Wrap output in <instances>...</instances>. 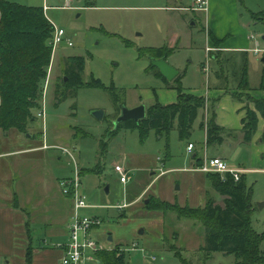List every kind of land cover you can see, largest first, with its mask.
Here are the masks:
<instances>
[{
    "label": "rangeland",
    "instance_id": "obj_1",
    "mask_svg": "<svg viewBox=\"0 0 264 264\" xmlns=\"http://www.w3.org/2000/svg\"><path fill=\"white\" fill-rule=\"evenodd\" d=\"M9 1L44 7L48 19L64 29L68 38L57 46L52 58L50 85L44 96L46 126L37 117L43 108L40 104L41 110H33L36 119L27 126L26 133L11 129L7 134L0 129V150L18 148L19 144H13L15 139L26 140L29 136L42 145L44 130L49 145L37 149L33 157L22 156L25 159L18 162L16 158L21 155L0 156V202H22L38 217L37 221L49 214L43 218L49 220L48 227L62 226L70 213L65 211L57 217L55 202H67L61 198L59 181L74 177L78 166L83 194L93 206L81 214L101 218L94 239L105 250L125 252L126 264L242 261L240 255L206 252L207 229L200 220L178 218L175 213L153 211L146 206L153 199L201 210L210 201L224 206L226 196L213 185L222 184L223 176L194 171L202 162L193 161V153L186 150L188 142H194L199 159L205 155L220 156L235 168L248 170L242 172L246 178L248 214L259 240L264 238V116L260 117L255 140L247 143L239 127L243 117L237 113L239 106L244 107L243 114L254 108V98L264 99V0H208L207 12L196 0H92L91 6L89 0ZM214 5L224 11L232 5L241 26H237L232 15L217 19L215 24L211 22ZM217 22L222 30L229 29L238 38L248 36V46L246 40L226 43L247 49L230 48L225 52L217 42L209 51V26ZM156 48H164L169 64L179 70L174 80L157 75L151 60L154 55L146 53ZM74 56L84 58L81 87L63 99L56 87L65 74L64 61ZM244 59L249 92L239 89L234 77V70L240 68ZM178 87L205 99V108L200 111L190 138L181 139L177 126L169 133L160 135L151 130L142 137L139 129L127 128L125 121L119 127L115 124L121 104L130 108L144 104L146 109L157 102L171 104L177 100ZM98 110L104 112V119L94 115ZM211 116L229 131L222 144L207 148L206 128ZM201 122L205 123L204 130ZM76 131L81 138L76 137ZM63 147L71 154L64 152ZM116 165L128 172L130 179L126 184L120 182ZM13 168L19 169V174L12 176L19 181L17 193L13 178L6 174ZM94 169L99 173H94ZM124 203L127 205L119 207ZM42 228H36L41 231L40 236ZM68 240L62 236L57 243L67 244ZM261 242V252L252 264H264V239ZM87 256L94 259H84L82 264H102L97 253L89 251Z\"/></svg>",
    "mask_w": 264,
    "mask_h": 264
},
{
    "label": "trees",
    "instance_id": "obj_2",
    "mask_svg": "<svg viewBox=\"0 0 264 264\" xmlns=\"http://www.w3.org/2000/svg\"><path fill=\"white\" fill-rule=\"evenodd\" d=\"M92 4L93 1L89 0L88 6ZM49 20L44 7L0 0V129L6 133L11 129L26 133L27 126L36 119L33 110L41 107L43 85L53 58L51 40L54 24ZM146 51L156 58L166 57L164 48ZM64 64L65 74L61 84L56 87L63 99L75 94L81 87L84 58L74 56L64 61ZM157 70V75L166 80L158 68ZM247 70V61L244 59L240 68L234 70V77L238 88L249 92L251 88ZM177 91L176 102L171 104L157 102L147 109L144 119L139 122L126 120L124 125L130 129H139L142 137L151 130H155L160 135L169 133L177 126L181 139L190 138L193 125L200 111L205 108V99L181 87H178ZM233 97L236 98L235 95ZM115 99L118 101L117 97ZM252 102L254 108L246 109L242 118V131L244 141L247 143L251 142L257 133L259 117L264 116V99L254 98ZM240 110L243 111L244 107ZM176 121H178L177 124ZM121 125L123 124L119 123L117 127ZM204 126L205 123L201 122V129L204 130ZM225 129L216 124L211 116L206 128L207 147L222 144L226 139L225 133L229 131ZM77 133L78 131H76V137L81 138L82 136H77ZM261 140L264 141V130ZM192 159L202 161L197 154H193ZM93 172L99 173L95 169ZM223 178L222 184L214 183L213 185L226 196L224 206L210 201L205 209L201 210L173 206L153 199V202H148L146 207L153 211L175 213L178 218L200 220L207 229L204 246L206 252L220 251L240 255L242 261L238 260L237 264H252V259L261 252V241L264 238L259 240V233L251 225L245 175L242 174L240 180H235L232 174H227ZM97 255L102 264H126L125 252L101 250L97 252ZM177 255H180L179 251ZM26 260L27 264H30L31 251L29 250Z\"/></svg>",
    "mask_w": 264,
    "mask_h": 264
},
{
    "label": "crops",
    "instance_id": "obj_3",
    "mask_svg": "<svg viewBox=\"0 0 264 264\" xmlns=\"http://www.w3.org/2000/svg\"><path fill=\"white\" fill-rule=\"evenodd\" d=\"M207 11L208 8L205 12ZM227 15L228 16L232 15L235 22L237 23V26L238 27L241 26L237 21V9L234 10L232 5L230 6V10L227 8L226 11L220 9L219 5L218 6L214 5V7L211 9L210 20L215 24L217 19L219 21L223 18H226ZM218 23L219 22H217V24ZM214 24L212 26L211 25L209 26V34H208V38L210 41V45L208 46L209 51H210V47L216 44L218 40H220L218 47H220V49L225 52L232 50L230 48H233L232 46H234L232 44L230 45L226 44L228 40H246V44L248 46L250 40L248 36L239 35L240 38H238V36L236 37V35L229 33L230 32L229 29L222 30L219 27V24L218 25L217 24L214 25ZM233 42L234 41H232L231 43ZM233 49H235L234 51H240L239 49L244 50L247 48L236 47ZM241 108L242 107L240 106L238 107L237 113L240 114L242 117H244L245 114H243L242 110H240ZM260 117H259V124L262 121L260 120L261 119ZM217 124L221 125L222 127H225L223 124H220L218 121ZM239 127H243L242 122ZM255 136L253 137L251 142L255 140ZM34 139L35 138H32V136L27 137L26 140H20V138L19 140H17L16 138L13 144H17V145L19 144L18 145L19 147L15 149H12L13 147H11V149L0 150V156L21 155L19 158H16V162H18L21 159H25L22 158V156L26 157L24 156L26 154L27 157L30 156L33 157V154H36L37 149L41 147L44 148L43 146L44 141L42 145H39L40 142L35 143ZM7 143L10 144V142L8 141ZM195 149H196V143H195ZM193 154H197L199 156L196 150H194ZM211 157H220V156H211ZM193 161L191 163H193ZM9 162H12V160H9ZM229 164L231 163L229 162ZM231 165L234 166V164ZM241 169L247 170L245 168H241ZM17 170L19 171V169H15V168L10 169L9 172L7 170L6 174L11 175V178H13L14 175L16 176V174H19ZM13 172L14 174H12ZM18 182L19 181H16L15 178H13L12 184L14 186L13 189L15 190L16 193L19 192ZM13 197L14 199L16 198L15 195ZM61 198L62 200L64 199L67 202H55L56 203L55 207L57 208V210L55 209L57 212V217L58 216L62 217L65 211H67L68 214L69 213L70 214L68 218L65 217L66 220H64V224L59 227H48L46 225V222H49V220L46 219L44 220L43 218L45 216L49 217L50 216L49 214H45L42 220L37 221L36 218L38 217L33 216L32 210L29 209L22 202H15V201L9 203L0 202V263L27 264L26 257H27V252L29 250L31 251L30 264H61V259L65 250L66 243L59 244L57 243V241H59V238L62 236L68 237L69 239L68 224L73 208V202L69 197H66L62 194ZM37 223L39 225H37ZM37 227H43L42 228L43 235L40 236L41 231L39 229L36 230Z\"/></svg>",
    "mask_w": 264,
    "mask_h": 264
},
{
    "label": "built area",
    "instance_id": "obj_4",
    "mask_svg": "<svg viewBox=\"0 0 264 264\" xmlns=\"http://www.w3.org/2000/svg\"><path fill=\"white\" fill-rule=\"evenodd\" d=\"M196 3L199 4V7L202 9L208 8V0H196ZM54 24V23H53ZM68 38L66 32L62 28L56 27L54 25V32L51 40V46L53 50V55L56 51V48L61 44L64 39ZM68 45L72 46L73 42L68 39ZM258 52V49H255ZM52 64V62H51ZM51 65L49 67L47 78L43 85V108L37 117L43 119L44 126H46V109L44 105V96L50 85ZM44 130V148H49L47 143V134ZM62 150L68 154H71L68 148H62ZM195 150V143L189 142L187 145L188 153H193ZM77 166V165H76ZM115 171L119 174L120 182L126 184L130 176L123 166L116 165ZM194 171L204 172V173H219L223 177L227 174H232L235 180H240L243 169L235 168L229 162L221 157H208L205 155L201 165H198ZM61 187V192L64 196L69 197L73 202L72 213L70 216L68 231H69V241L65 245V250L61 259V264H82V261L93 260V256H87V253L90 251L92 253H97L101 250H105L104 247L100 246L99 243L94 239L93 233L102 224V220L98 216H88L81 214L82 210L92 208L86 199V196L83 194L82 190V179L80 175V170L78 166L76 167L75 176L68 177L60 180L59 182ZM127 205V203L119 205L122 207Z\"/></svg>",
    "mask_w": 264,
    "mask_h": 264
},
{
    "label": "water",
    "instance_id": "obj_5",
    "mask_svg": "<svg viewBox=\"0 0 264 264\" xmlns=\"http://www.w3.org/2000/svg\"><path fill=\"white\" fill-rule=\"evenodd\" d=\"M151 60H152V65L159 69L160 73L166 78V80L172 81L179 75V70L171 66L167 61L166 57H160V58L153 57ZM119 107L121 112L115 121L116 125L126 120H134L136 122H139L140 120L144 119L147 115V109L144 104L132 108L121 104ZM103 114H104L103 111L98 110L95 112L94 115L98 119L102 120L104 119ZM106 191L107 192L109 191V187L106 188ZM143 232L144 231L142 229L140 230L139 233L142 234ZM111 239L112 238L110 237V240Z\"/></svg>",
    "mask_w": 264,
    "mask_h": 264
}]
</instances>
